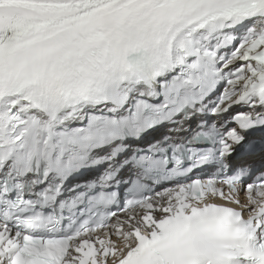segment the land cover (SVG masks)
I'll return each mask as SVG.
<instances>
[{"label": "snow or ice", "instance_id": "6c2138e0", "mask_svg": "<svg viewBox=\"0 0 264 264\" xmlns=\"http://www.w3.org/2000/svg\"><path fill=\"white\" fill-rule=\"evenodd\" d=\"M0 264H264V0H0Z\"/></svg>", "mask_w": 264, "mask_h": 264}, {"label": "bare ground", "instance_id": "6f19581e", "mask_svg": "<svg viewBox=\"0 0 264 264\" xmlns=\"http://www.w3.org/2000/svg\"><path fill=\"white\" fill-rule=\"evenodd\" d=\"M258 160H260V156H259Z\"/></svg>", "mask_w": 264, "mask_h": 264}]
</instances>
